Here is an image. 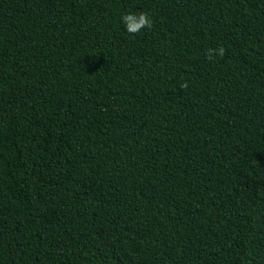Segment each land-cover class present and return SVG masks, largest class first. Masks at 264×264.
Instances as JSON below:
<instances>
[{
  "label": "trees",
  "instance_id": "trees-1",
  "mask_svg": "<svg viewBox=\"0 0 264 264\" xmlns=\"http://www.w3.org/2000/svg\"><path fill=\"white\" fill-rule=\"evenodd\" d=\"M0 264H264V0H0Z\"/></svg>",
  "mask_w": 264,
  "mask_h": 264
},
{
  "label": "clouds",
  "instance_id": "clouds-1",
  "mask_svg": "<svg viewBox=\"0 0 264 264\" xmlns=\"http://www.w3.org/2000/svg\"><path fill=\"white\" fill-rule=\"evenodd\" d=\"M122 21L125 25V29L130 34H138L143 29L148 28L151 29L153 27V20L150 17L149 13L147 12H140L137 13H127L122 16ZM226 54V49L221 46L218 49H211L207 50V56L211 60L214 56L218 55L220 57H224ZM188 82L185 81L180 85L181 89L188 88Z\"/></svg>",
  "mask_w": 264,
  "mask_h": 264
}]
</instances>
